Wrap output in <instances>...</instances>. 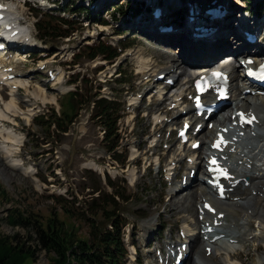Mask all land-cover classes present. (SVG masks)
Returning a JSON list of instances; mask_svg holds the SVG:
<instances>
[{
  "label": "rangeland",
  "instance_id": "1",
  "mask_svg": "<svg viewBox=\"0 0 264 264\" xmlns=\"http://www.w3.org/2000/svg\"><path fill=\"white\" fill-rule=\"evenodd\" d=\"M14 1L20 4L26 2L20 11L19 18L24 21V27H27L35 36L37 40L35 46L38 49L36 54L25 52L18 57L15 56L17 68L24 72L29 70L31 72L33 69L29 80L34 84L44 80L48 82L49 78L45 73L48 69L54 71L62 69L64 72L62 81H69L64 85L66 92L64 94L60 87L61 92L59 93L61 94L53 92L52 88L55 89L59 85L53 87L51 83H47L44 86L47 91L45 96L48 99L55 97V103L38 104V112L29 124H26L22 118H17V127L23 138V146L18 148L19 169L30 167L29 169H33L31 170L33 172L23 175L21 170L17 171V167L14 169L9 164H4L3 162L7 158L5 159V155H2L4 153L0 152V235L11 237L16 234L18 245H23L24 250L35 251L34 257L32 259L26 257L23 264H52L53 254L46 253L39 249L33 241H30L27 230L8 226L5 219L8 210L17 209L31 213L36 220L43 224L50 218H56L69 228L70 226L77 228L78 238L83 240L88 239L91 230L92 212H95L96 222L102 225L104 223L102 209L111 210L116 215L122 216L127 223L123 229L122 238L123 243L126 244L128 256L125 258L123 255L121 264H134L133 260L131 261L133 258L132 247L136 249L137 261L147 264L158 260L155 256L157 245L162 247L170 242H176L179 245L182 242L181 230H190L189 234L196 233L199 230V228L195 230V225L198 222L200 230L203 231L204 223L210 224L211 221L209 217H206L207 215H204V219L201 217L199 219L197 207L200 208L203 200L207 201L209 197H206L207 195L198 196L190 208L192 214L186 210L188 208L187 194L194 193L199 187H202L199 178L202 176L203 165L200 164L199 168L190 169L192 173L194 171L190 178L196 177L197 185L188 191H178L182 180L184 181L189 172L190 164L186 161V156L190 152L186 147L184 149L178 147L176 138L173 134L171 135V130L178 127L183 119L182 116H179V109H172L173 94L178 90L182 81L184 82V79L187 80L189 77L187 78L188 74L184 73L183 76H180L178 85L166 87V79H175L172 75L174 74L172 68L173 71L176 68L170 67L171 63H168L159 48H163L168 56L170 55L178 62L184 60L183 57L186 55L181 56L180 51L176 50L177 48L174 46L168 49L162 47L161 42L151 44V41L146 39H142L140 42L139 39H136L140 37L139 34L132 33L129 29L119 28L123 19L133 20L129 14H126L128 12L125 10L126 6L131 5L126 0L116 3L118 11L114 8L115 4L108 6L105 10L94 11L90 9L95 3L94 0H73L71 2L73 7L70 3L63 6L62 1H55L54 5H50L51 10L54 9L53 11L56 13L65 12L61 13V16L68 19V28H61L58 18L49 17L48 14L51 11L49 8H40L33 4V0ZM246 1L240 0L238 3L237 0H231L230 6L245 5L246 7H238L243 10L245 8L255 10L261 5L264 6V0H248V4L244 3ZM166 2L169 3V1ZM152 3L154 2L152 1ZM185 6H187L186 3ZM34 7L37 10L31 12L30 8ZM82 7H87L89 12L84 14L81 10ZM98 13L101 15L97 18L105 23H107L106 21L110 23L113 20L111 17L114 16L116 22L112 25L110 23V26L122 35H118L117 38L116 36H107V31H103L106 27H101V24H96L98 25L96 26L94 23H90L88 29V22L93 15H98ZM258 14L256 16L254 13L252 17L262 19L264 15L258 16ZM136 15L138 17L140 14ZM64 17H62L63 21H66ZM148 17L150 18L149 14ZM38 19L41 20L36 27L34 24ZM168 23L164 21V24ZM110 26L107 25L108 28ZM62 30L68 31L69 35L65 39L57 37ZM110 31L112 32V30ZM93 43L97 45L110 44L114 48L112 52L118 53L119 56L112 62H107L103 56L97 55L101 53L91 56L96 52V49L86 50L85 46ZM125 45L130 46L122 50ZM62 48L67 49L64 52L62 50V54L56 58V52ZM233 49H235L234 43L230 47L228 46L227 52L229 50L231 52ZM136 50L143 52L147 58L155 60L154 66H151V62V67L148 66L145 69V71H149V75L145 74L149 78L148 85L146 84L145 87V80H142L143 73L137 74L140 72V68L136 58L133 59L132 56L126 55L132 51H135V55ZM40 52L44 57L39 55ZM28 54L31 57L25 60L24 58L28 57ZM74 55L76 57L73 59ZM94 56L96 58L90 61V57ZM190 57L194 58L193 55H190L186 60ZM39 58L46 64L49 62L46 69H39L41 66ZM224 62L220 66L224 70L230 71L235 61L229 59ZM95 63L104 65L103 72L98 76L93 75L95 72H91ZM235 65L236 74L242 75V68L238 66L237 62ZM181 67L186 68V62L181 64ZM150 68H153L152 71ZM110 70L121 72V81L126 84L121 86L119 81H116L118 80L116 74L109 75ZM101 74L103 78L98 80ZM160 74L164 75V78L156 80V76ZM151 78L152 81H150ZM160 89L163 91L161 95H159ZM128 90L134 92L132 97L127 94ZM72 93H74V97L71 96ZM25 94L28 93H20V100L27 99L23 97ZM97 94L98 97L117 102L115 106L116 116H118L116 135H111L105 140H103L102 127L99 122L92 119L95 116V109L92 108L93 104L90 102L98 98ZM234 94L219 118L227 112L238 109L246 111L249 107L254 114L259 115V124L252 129L243 130L242 136H235L238 139V146L227 163L241 177L252 178L248 181L247 189L242 186L235 188H240V190L238 189L236 194L232 195L235 198L233 201L231 198L224 201L216 200L219 206L217 210L224 214V218L220 221L221 225L217 227V233H213L211 236L218 234L222 237L214 243L204 245L211 248L209 254L205 253L201 241L202 236H200L199 240L202 246L199 248L198 256L193 254L190 256L191 258L193 256L191 264L193 261L195 264H215L211 260L216 258L219 259V264H228L227 255L232 253L238 255L237 260H231L236 261L237 264L238 262L240 264H264V221L257 213L264 211V178L257 175L259 173L264 177L262 174V172L264 173V104L255 96L246 95L245 99H237ZM130 98L134 100L132 102L141 100V103L139 106H130L128 105L131 103H128ZM21 105L25 107L24 104ZM184 106L186 107V105ZM184 106L182 109L185 108ZM165 110H171L170 115H165ZM40 114H44L46 117L43 115L35 119ZM55 114H59L61 117L65 116V118L68 116L67 120L72 121L70 124L66 120L59 123L61 126H68L67 133L54 136V127L47 129L46 119H50L52 122ZM166 120L172 121L167 123ZM158 122L163 123L154 130L155 124ZM233 130L235 134L240 132L238 129ZM208 131L206 130L198 136V140L206 138L209 135ZM49 134L53 137L46 141ZM110 140L115 142V147L118 146L114 154L116 160L112 159L113 154L108 150ZM158 141H160V146L158 143L156 145L158 148L152 149V145ZM201 142L203 145V140ZM1 148L2 146H0V151ZM199 151L200 153L204 152L205 147H202V151L200 147ZM199 151L196 153L199 154ZM15 156H17V151L13 156L16 159ZM172 158L176 160V168L181 169L182 180L180 177L171 182L170 174L161 176L164 165L162 169H158V161L169 163ZM262 168L263 170H260ZM202 191L206 190L202 189ZM1 192L4 196L1 195ZM173 194L175 196H172ZM113 196L114 199H112ZM168 204L173 206V210H165V206ZM65 210L74 215L75 223L73 219L64 216ZM106 228L110 229V226L107 225ZM194 238L195 236L191 237L189 245L195 241ZM93 244L94 242L90 240V245Z\"/></svg>",
  "mask_w": 264,
  "mask_h": 264
},
{
  "label": "bare ground",
  "instance_id": "2",
  "mask_svg": "<svg viewBox=\"0 0 264 264\" xmlns=\"http://www.w3.org/2000/svg\"><path fill=\"white\" fill-rule=\"evenodd\" d=\"M72 1L73 0L68 1V3L72 2ZM117 1L119 3L121 2V0H95L94 10L95 11L105 10L109 5H114V4H115L114 8L117 9L116 8L118 6V4H116ZM126 1L131 4L129 6H126V8H125V10L128 11V12H126L127 15L129 14L131 16L132 9L137 8L138 6L145 7V10L142 11L138 17H137V15L133 16V17L131 16L133 18L132 21H128L126 19H123L119 24V28L129 29L132 33L139 34L140 37H137L136 39H139L140 42H142V39H146V40L151 41V44H157L158 42H161L162 47H165L166 49H168V48H172L174 46V48H177L176 50L180 51L179 54L181 56L183 54L186 55L183 57V59L185 61L180 60L178 62V61L174 60L173 58H171L170 55L168 56V54L166 53V51L163 50V48H159V50L162 52V55H164V58H166V60H168V63H171L170 67L176 68L175 71H173V68H172V72L174 73L172 75L175 77V81L173 82V86L175 84L178 85L179 78L181 75L183 76L184 73L188 74V76L186 75L187 78L189 77L187 80L184 79V82L181 80L182 84L180 85V87L177 88L178 90L173 94V99H174L173 100V102H174V108L173 109H177V108L182 107V105L186 101V94H188L189 91L191 90V88H190L191 79H193V78L196 79L197 76L195 78V75L197 73L199 74V73L204 72V70L207 69V67L213 62V59L215 57H217L219 54H223V53L226 54L227 53V54H230L229 56H230V58H232L236 54H242V52H240V50H238V52H237L238 47L244 48L246 50L249 49L250 47H252L251 45L247 44L245 42V40L242 38V34H241L242 30L248 29V30L256 31V28H254V29H250V28L254 27L256 25L260 26L261 23H264V20H260L258 18H253L252 19L253 24H251L250 23L251 17H249V16L244 17L242 15H239L240 13L241 14L244 13L245 10H242V12H241L240 8H238V7H241V6L246 7V6L245 5L238 6L235 4L234 6L231 7L230 6L231 0H218L220 3L223 4V7L225 9H227L228 13L223 19L214 20V21H206V20L202 19L203 15H204V10L207 7L204 0H164V6H163L164 15L161 18V21L169 22L170 25L172 24L173 25V31L171 33L160 34L157 31V27H158V25L161 24V22L154 21L148 17V13H147L148 6H146V0H126ZM152 1L150 0L149 2L152 3ZM154 1L156 2L159 0H154ZM166 1H169V3H167ZM185 2L186 3L191 2V4L197 6L198 14H197V17L195 18V23H199V24L204 25L205 27L211 28L214 31V33H212L207 38H202V39H197V38L193 39L192 38L194 24L190 23L187 20V17H185L187 15ZM237 2L240 3V0H237ZM244 3H246V2H244ZM5 4L7 5V9L12 12L11 13L12 15L14 13L16 14V16L21 15L20 11L23 8V6L20 3H15L14 0H6ZM15 6H16V8H15ZM173 9H177L181 12L182 20L179 23H175L169 17V13ZM121 15H124V14H121ZM113 18H114V16H113ZM106 22H107L106 24L110 26L109 21H106ZM107 25H106V28L103 29V31H107L106 35H108V36L115 35L114 33L116 31L113 30V28L111 26L108 28ZM27 30H28V28H27ZM110 30H112V32ZM184 31L187 32V34H188L187 36H188L190 41H196L198 43H205V45L208 47L204 48L202 51H199V50H197V48H193V47L192 48H183L181 45L180 38H181V35ZM111 33H113V34H111ZM147 33H151L153 36L148 37L149 35ZM263 34H264V32H263ZM28 35L30 36V39L33 38V36H34L31 32ZM132 38H134V37H132ZM164 40L166 42H163ZM232 42L234 43L236 50H235V52H233V50L231 52H229L230 50L227 52L228 46L230 47L233 44ZM29 45H32L31 42H29ZM257 45H261V44L259 43ZM20 48H21V46L19 43L14 47L12 46V49H15V50L20 49ZM66 49L67 48H62V49H59V51L63 50V52H64V51H66ZM134 52L135 51H132L131 53H126V55L132 56L133 59L136 58V60L138 62V66L140 68V72H137V74L143 73L142 74L143 76L145 74L147 75L149 71H145V69H147L148 66H150L151 62H152L151 66H154L155 60H153L152 58H147L145 56V54L143 52H141L140 50L137 51V53L135 55H134ZM161 52H159V54H161ZM244 53H246V52H244ZM137 54H139V55L137 56ZM40 55H41V53H40ZM190 55L191 56L193 55L194 58L190 57V58H188V60H186L187 57ZM196 57L198 58V61L204 60V65H202V66L196 65L195 64L196 62L194 61V59ZM0 58H1V63H3L0 66V140H1L0 146H2L0 152L4 153L2 155L3 156L5 155L4 156L5 159L7 158L6 161L3 162L4 164H9V166L13 167L14 169H15V167H17V171L21 170L23 175L24 174L27 175L33 169H29L30 167L25 168L23 170L19 169V163L17 161L20 158V155L18 153V148L23 146V144H22L23 138L20 134L19 128L17 127V122H16L17 118H22L26 124H29L32 117L36 114V112H38V110H37V108L39 109L38 104L43 105L45 102H48L50 104L55 103L56 99H54L55 97L48 99L45 96L47 94V91L45 90L46 88L44 86L47 85V83L45 82L47 80H44L43 82L42 81L41 82H35V84L30 82L29 76L31 75L33 69L31 70V72H30V70L28 72H24V70H21L19 68L12 66L13 71L9 73L8 68H7L8 66L6 65L9 62V58L6 59L5 57H2L1 54H0ZM12 61H13V59H11V62ZM222 61H225V60L222 59ZM184 62H186V68L181 67V64H184ZM47 63H49V62H47ZM42 64L43 63H41L40 65H42ZM229 66H230V64H229ZM231 66H232V64H231ZM136 68H137V64H136ZM152 69L150 68L151 71H152ZM110 72H111V70L109 71V73ZM169 73H170V71H169ZM10 74H13L15 76L13 80H8V77ZM46 74H47V71H46ZM228 77H230V87L229 88H230L231 94H232V95H230L231 96L230 99H231L233 96V93H235V90L236 91L241 90V88L238 87V85L234 83V81H236V79H238V77H240V75L238 73L236 74V67L234 65L232 66V69L230 70ZM62 78H63V71L61 70L59 73L56 74V78H55V80H53V82L48 81V82H51V86H53V87H55L56 85H59L58 87L56 86L55 89L52 88L53 92H55V93L61 92V90L59 89V87H60L61 89H63L62 94L66 93L64 90V84L62 83ZM144 80H145L144 82L146 85L149 82L148 76ZM142 83H143V81L141 82V84ZM2 85L6 86V88L8 90L7 101H6V99H4V97H6V96L1 91ZM35 86H39V87L35 88ZM156 89H154V90L156 91ZM30 91H31V93H30ZM157 91H158V89H157ZM22 92L28 93V94H25V96H23L24 98L25 97L27 98L26 100H20L19 96H20V93H22ZM153 93H154V91H153ZM162 93H163V91H161V89H160L159 95H161ZM59 94H61V93H59ZM229 94H230V91H229ZM261 102H262V104H264V97L261 98ZM21 104H24L25 107H23ZM183 110H185L187 112V114H190V112L193 111L191 108V105H186V107L184 109L179 110L180 114ZM166 113H168V111H166ZM260 123H261V121H260ZM205 128H206V126H205ZM208 134L210 136L212 135V133L211 134L208 133ZM201 144H202V142H201ZM199 149H200V147L198 148V151H199ZM16 151H17V156H15V157H17V158L15 159L13 156L16 154ZM199 154H200V151H199ZM193 155H194V152H193ZM195 168H196V166H195ZM197 168H199V167H197ZM7 169H12V168H7ZM6 175L8 176L7 173H6ZM187 175H188L187 177L189 178V174H187ZM177 177H178V175H175L173 177V180L177 179ZM260 177L264 178L261 175H260ZM194 181H198V179H193V178L190 179V182L187 185H185L184 187H181L179 189V191L191 190L192 188H194L197 185V183H195ZM203 184H204V182H203ZM201 188L203 190H206V191L203 192L201 189H199L194 193L190 192L189 194H187L186 199H187V203H188V208H186V210L190 211V208L192 207L193 202L197 199L198 196H201V195H204V196L207 195L208 197L212 196V194L207 189V188H209L208 186H203ZM196 189H198V188L196 187ZM238 189L240 190V188H238ZM223 195L225 196V198L228 197V192L224 191ZM172 196H175V194H173ZM172 196H171V198H173ZM214 196L217 198L215 193H214ZM183 206H184V203H183ZM165 207H166L165 210H168V211L173 210L172 209L173 206H171L170 204L166 205ZM259 212H257V213L259 214L260 218L264 221V211L260 212V213ZM190 214H192V211H190ZM258 214H255V216H258ZM15 228H17V227H15ZM188 232H190V230ZM199 238H200L199 234L195 235V238H194L195 241H192L191 245H189V254H188V257L184 260V264H191L192 258L190 256L194 252L198 253L199 248L202 246V243L200 242ZM212 256H214V255H212ZM202 257H203V259H205L204 256H202ZM227 257H228L229 262H231V264H237L236 261H231V260H237L238 255H236L235 253H232V254H228ZM211 261H213V263H215V264L220 263L219 259H217V258L212 259ZM229 262H228V264H229ZM238 264H240V263L238 262Z\"/></svg>",
  "mask_w": 264,
  "mask_h": 264
},
{
  "label": "trees",
  "instance_id": "3",
  "mask_svg": "<svg viewBox=\"0 0 264 264\" xmlns=\"http://www.w3.org/2000/svg\"><path fill=\"white\" fill-rule=\"evenodd\" d=\"M116 8L119 9L118 6ZM95 51L91 56L96 53L105 54L110 50L101 45ZM115 55V53L110 55L108 59ZM92 104L95 109L94 118L104 128L103 140L111 135H116V103L112 100L99 98L92 101ZM60 117V115L55 114L52 122L50 119H46V123L47 129L54 127V134L62 135L68 131V126L64 127L59 123L66 120L70 124L72 121L67 120L68 116H66L67 118L65 116ZM49 136L53 137L51 134ZM108 145V150L116 153L117 146L115 147V142L110 140ZM1 195L4 196L2 192ZM112 199H114V196ZM7 212L5 217L7 224L12 228L17 227L27 230L30 241H33L39 249L46 253L53 254L52 264H121L122 262L125 252L122 245L121 230L126 222L111 210L102 209V219L104 220L102 225L96 222L95 212H92L91 230L87 240L78 238L77 228L72 226L69 228L56 218H50L43 224L36 220L31 213L17 209L8 210ZM63 214L73 219L74 222V215L71 212L65 210ZM109 224L111 229L106 228ZM17 239L16 234L11 237L0 235V264H23L26 257L31 259L34 257L35 251L24 250L23 245H18ZM90 240L94 242L93 245H90Z\"/></svg>",
  "mask_w": 264,
  "mask_h": 264
},
{
  "label": "snow or ice",
  "instance_id": "4",
  "mask_svg": "<svg viewBox=\"0 0 264 264\" xmlns=\"http://www.w3.org/2000/svg\"><path fill=\"white\" fill-rule=\"evenodd\" d=\"M241 119H243V114H241ZM212 163H215V161H213Z\"/></svg>",
  "mask_w": 264,
  "mask_h": 264
}]
</instances>
